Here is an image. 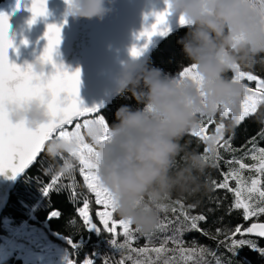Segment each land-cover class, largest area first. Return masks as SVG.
<instances>
[{
  "label": "clouds",
  "instance_id": "clouds-1",
  "mask_svg": "<svg viewBox=\"0 0 264 264\" xmlns=\"http://www.w3.org/2000/svg\"><path fill=\"white\" fill-rule=\"evenodd\" d=\"M110 2L72 0L66 11L74 18L103 20L111 11ZM166 4L171 14L190 22L180 43L198 78H169L158 68L141 70L135 62L125 64L121 91L131 92L142 107L122 105L116 122L107 127L92 122L84 133L96 152L95 171L116 201V213L145 236L157 229L174 197H192L206 187L203 177L210 160L181 143L185 134L198 128L202 117L217 112L231 113L235 121L245 88L227 73L237 65L251 69L264 63V4L259 0H166ZM30 65L38 77L49 73L50 64L39 57ZM9 117L31 128L46 124L50 119L46 98L10 105ZM79 147L77 137L53 138L46 141L44 151L56 160ZM73 168L74 161L66 159L62 171Z\"/></svg>",
  "mask_w": 264,
  "mask_h": 264
},
{
  "label": "trees",
  "instance_id": "trees-1",
  "mask_svg": "<svg viewBox=\"0 0 264 264\" xmlns=\"http://www.w3.org/2000/svg\"><path fill=\"white\" fill-rule=\"evenodd\" d=\"M6 1L0 0V6H3ZM187 32L188 28H183L164 40L151 54L143 69L158 68L169 78H174L183 71L184 67L190 66L191 64L187 60L180 43ZM242 70L264 78V63H257L254 68H242ZM233 75V71L227 73L228 78ZM247 83L251 86L255 85V82ZM122 105H128L132 108L142 107L131 92L124 91L99 115H103L106 122L112 124L116 122V111ZM261 114H264V104L258 106L257 114L246 117L239 124L233 120L231 115L221 116L220 112L213 116L211 123L207 122L206 116L203 117V126L207 128L209 134L215 133V128L219 123L225 125L224 136L225 139L230 140L231 151L227 147H220L214 143L211 149H215V151L206 152V148L210 149L207 140L193 137L191 130L185 134L181 143L186 145L189 151H196L209 156L210 166L205 170L203 177L206 187L192 197H174L172 203L161 213V222L167 225L166 229L163 231L155 230L150 236L135 232V238L130 241L131 248L139 249L146 244L150 247H158L162 240L173 236L176 229L183 225V231L180 235L183 246L196 248L197 256H202L201 264H218V262L219 264H264V251H262L264 250V237L246 232V229L252 224L264 223V215L253 216L245 220L243 209L231 207L235 199L233 192L216 188L213 183L223 182L224 174L228 173L230 169L239 170L238 164H228L226 161L243 160L245 164L249 165L256 163L251 159L253 149L258 154V150L264 148V123L261 122L264 116ZM222 143L223 141H221ZM216 151L219 152V159L216 157ZM66 159L74 161V168L70 172H64V176L57 181V185H54L53 190L46 195L44 191L46 185L50 184L62 171ZM78 166V160L69 154L52 160L44 151L37 163L18 181L10 193L9 202L0 219V243L8 237V234L13 232L3 222L5 218L9 220L11 226L28 220L31 224L48 231L49 234L56 235L55 237L50 235V238L77 260H79V256H82L92 259L94 264H105V258H107L108 264H117L122 255L131 254L133 259L131 261L125 260V264H134L137 259L143 264L144 256L130 252L127 246L123 252L115 251L110 243L112 238L110 234L103 230L97 233L83 224V220L77 211L78 208L83 207V200L85 198L89 200V210L93 217H95V209L92 210L91 208L94 202L93 194L87 189ZM239 171L242 172L244 180L249 185L251 179L258 176L254 170L243 169ZM229 183L232 188L238 186L235 180L229 179ZM65 185H71L79 194L76 200L71 193L72 189L65 187ZM244 195L247 196L248 193L244 192ZM252 195V203L256 204L258 194ZM177 200L182 202L183 207L175 203ZM27 206L33 209L32 214L27 210ZM173 208L176 211H173ZM53 212H57L59 215L52 216ZM185 212L189 216L204 215L206 220L198 221L197 229H191L190 222L184 220L183 213ZM238 226L244 235L234 232ZM133 228L135 227L133 226ZM60 237L71 238L79 246L78 249H73L69 243L64 242ZM242 239L251 241L256 247L250 244L232 247L233 240ZM117 241L124 243L125 237L122 234L118 235ZM168 247L173 248L174 245L169 243ZM201 250L203 251L201 252ZM149 255L155 259L154 253H149ZM173 255H176L178 264H193L179 254L167 253L169 257ZM2 264L23 263L19 259L10 257ZM156 264H162V261H156Z\"/></svg>",
  "mask_w": 264,
  "mask_h": 264
},
{
  "label": "snow or ice",
  "instance_id": "snow-or-ice-1",
  "mask_svg": "<svg viewBox=\"0 0 264 264\" xmlns=\"http://www.w3.org/2000/svg\"><path fill=\"white\" fill-rule=\"evenodd\" d=\"M65 2L71 7L72 0H65ZM259 2L264 4V0H259ZM20 3L21 0H16L17 9ZM47 5L48 0H32L31 8L29 9L32 13L31 24H34L39 17H47L49 15ZM170 14V9L155 13L156 22L151 25L150 29L145 28L139 34L138 39L147 37L148 41L151 42L152 37L158 33L166 36L170 29H166L164 26L167 25V18ZM179 23L181 26L190 24L183 16L179 18ZM10 27L9 14L0 12V175L11 172L12 176L10 178L15 179L17 175L23 173L37 156L44 151L46 141L53 138L72 139L73 137H77L80 141L79 150L69 155L78 160L80 165L79 171L83 176L86 187L90 193L94 194L95 205L101 206L103 209L97 211L96 216L103 226V231L112 237L110 243L114 250L123 252L127 246L130 252H135L145 257L143 264H156V261H162V264H178L176 255L172 257L167 256L169 252L179 254V256L184 257L187 261L193 262V264H201L202 256H197V249L185 248L183 246V241L180 239L183 225L176 229V233L173 236L166 237L162 240L158 247H150L146 244L139 249L131 248L130 241L135 238L134 233L139 232V230L133 228L131 221L114 219L116 201L110 191L104 187L97 171H95L97 168V164L95 163V149L90 143L86 142V138L81 131L82 128L85 129L92 122L103 123L105 127H107L108 123L103 115H98L95 119L85 118L82 123L78 121V118L88 117L89 114L93 113H100L99 106L93 108L84 106L80 98V70L70 71L63 64H57L55 60L62 40V26L55 23L47 25V31L44 34L47 44L43 50V54L39 58L46 64H51L53 70L41 77L36 76L32 72L30 64L22 67L10 60L9 50L15 47L14 40L9 36ZM24 43L27 44L28 41L25 40ZM147 46V44L143 47L134 46L131 49V55L133 57L141 56L147 49ZM232 71L234 75L230 77L231 80L240 83L247 80L249 82H255L256 85L254 89L244 85L245 99L241 105L239 117L235 118V122L239 124L246 117L257 114L258 106L264 104V78L252 72L242 70L239 65L235 66ZM184 76H191L193 79H197L196 66L190 65L184 67L178 79ZM38 98H46V107L50 117L46 124L37 128H31L25 122H12L9 117L10 105L23 106ZM220 114L221 116L226 115L224 113ZM261 115L264 116V114ZM212 120L213 117H207L208 123H211ZM74 121L77 122L74 124ZM261 122L264 123V119H261ZM73 124L74 130H66L65 126ZM203 124L204 120L202 117L200 126L191 129V135L193 137H200L203 140H214L215 144L220 147H227L228 150H232L230 140L225 139V125L223 123L217 125L215 137L205 135L207 129ZM221 141H223L222 144ZM205 151H215V149L206 148ZM215 154L219 159V152L216 151ZM205 158L209 159V156L205 155ZM251 159L256 163L249 165L245 164L243 160L226 161L228 164H238L239 170H254L258 176L251 179L250 185L244 180L242 172L236 169H230L228 173H225L223 182H213L216 188L233 192L235 199L231 207L243 209L245 220L253 216L264 215V179H261L264 177V148H260L258 154L253 149ZM63 176L64 171L59 172L52 182L46 185L44 189L46 195L49 191L53 190V186L57 185V181ZM229 179L235 180L238 186L236 188L230 187ZM65 187L72 189L71 193L76 200L79 194L75 189L71 185H65ZM244 192H247L248 195L245 196ZM252 194H258L256 204L252 203ZM175 203L183 207L180 200L175 201ZM89 204V200L85 198L83 200V207L78 208L77 211L84 225L89 229H94L99 232L101 228L93 222L89 211ZM173 211H176V209L173 208ZM58 215L59 213L57 212L52 213V216ZM183 215L184 220L190 222L191 229H197L198 221L206 220V216L204 215L189 216L186 212ZM117 227L122 229L121 233H117ZM166 227L167 225L165 223L160 222L156 230L163 231ZM217 231L219 232L220 230L218 229ZM234 232L244 235L239 226L235 228ZM246 232L255 233L259 237H264V224L254 223L246 229ZM121 234L125 237L124 243H118L117 241V236ZM68 242L73 249H78L79 246L71 238H69ZM169 243L173 244L174 247L169 248ZM245 244L256 247L251 241L243 239L239 241L233 240L232 247H240ZM149 253H154L155 259ZM132 259L131 254L127 256L122 255L121 260L117 264H125V260L131 261ZM69 264H71V261H69ZM85 264H94V261L87 259ZM105 264H108L107 258H105ZM134 264H142V262L137 259L134 261Z\"/></svg>",
  "mask_w": 264,
  "mask_h": 264
},
{
  "label": "water",
  "instance_id": "water-1",
  "mask_svg": "<svg viewBox=\"0 0 264 264\" xmlns=\"http://www.w3.org/2000/svg\"><path fill=\"white\" fill-rule=\"evenodd\" d=\"M7 2L6 6H0V12L9 14V23L11 25L9 36L15 43V47L9 50L10 60L22 67L35 62L43 53L47 44V40L44 38L47 25L52 23L61 25L62 43L59 45L58 53L55 57L56 63L63 64L73 72L77 69L80 70V98L85 107L93 108L99 106L100 113L123 93L121 91L123 72L112 80L110 91L108 90L105 94L100 95L98 91L93 90L90 87L93 81L96 82L97 87L102 88L103 86V82L99 77L100 72L111 73L118 67L124 71L125 64L132 62H135L139 69L142 70L151 54L164 40L179 30L187 28V26L180 25L177 16L170 14L167 18V25L164 26L166 29H170L166 36L158 33L152 37L151 42L148 41L147 37L138 39L139 34L145 28L148 27L150 29L151 25L156 22L155 13H160L167 9L166 0H112L108 4L111 11L103 20L98 18L91 20L74 18L67 14L68 5L65 0H48L49 15L47 17H39L34 24L30 23L32 13L29 9L31 8L32 0H21L18 9L16 8V0H7ZM65 20L67 21L66 23ZM81 20H83L81 27L84 32H79V39L84 44V39H87V56L85 55L82 60L67 63L65 59L75 43ZM25 40L28 41L27 44L24 43ZM145 44L148 46L141 56L133 57L131 55V49L134 46L143 47ZM52 70L50 64L48 71L51 72ZM100 113L89 114L88 117ZM83 118L85 117L78 118V120ZM70 126L72 125L65 127ZM43 153L44 151L15 179L9 178L0 195V219L9 202L11 191L29 169L37 163ZM8 184L9 186L5 189Z\"/></svg>",
  "mask_w": 264,
  "mask_h": 264
},
{
  "label": "rangeland",
  "instance_id": "rangeland-1",
  "mask_svg": "<svg viewBox=\"0 0 264 264\" xmlns=\"http://www.w3.org/2000/svg\"><path fill=\"white\" fill-rule=\"evenodd\" d=\"M178 77L179 75H177L174 78H178ZM247 82H245L244 80L242 81V84L246 85L249 88H253V89L255 88L256 85L251 86ZM244 99L245 97L241 99V102H240L241 105ZM98 115L99 114H96V115H92V116L85 117V118L95 119ZM229 115L232 116L231 113H229ZM83 119L78 120V121L82 123ZM205 119H207V117H205ZM74 124L70 127H67L66 130L68 131L74 130ZM81 131H82V134L84 135L85 129L82 128ZM205 135L209 137H215L216 131L215 133H212V134H209L206 131ZM85 138H86V142L90 143L87 137ZM207 141L209 142L210 140H207ZM211 141H212V144L215 143L214 140H211ZM78 167L80 169V165ZM93 198L95 199L94 194H93ZM91 208L92 210L95 209V217L91 215L93 222L96 223L97 226L101 228V230H103V226L102 224H100V221L98 217L96 216L97 211L103 210L102 207L95 205V203L93 202V205ZM27 210L30 212V214H32L33 209L27 206ZM114 219L119 220L121 218L119 217L117 213H114ZM3 222L6 224V227L13 232L11 234H8V237L5 238L4 241L0 243V264H2L3 261L7 260L10 257H14L15 259L21 260L23 264H69V261H71V264H85V261L89 259L88 257H82V256L78 257L79 260L73 258L69 253H66L64 251L63 247L59 246L53 239L50 238V235L54 237L56 235L49 234L48 231H44L42 228L36 225H33L30 222H28V224H26L22 228L21 232L23 234H19L16 236H15L16 232L19 231L20 227L25 223V221L19 224L15 223L13 226L9 225V220L6 218L3 220ZM94 231L98 233V231L96 230ZM120 232H122V229L117 227V233H120ZM60 238L64 242L69 243L68 242L69 239L64 238V237H60ZM3 248L5 249L2 250Z\"/></svg>",
  "mask_w": 264,
  "mask_h": 264
},
{
  "label": "bare ground",
  "instance_id": "bare-ground-1",
  "mask_svg": "<svg viewBox=\"0 0 264 264\" xmlns=\"http://www.w3.org/2000/svg\"><path fill=\"white\" fill-rule=\"evenodd\" d=\"M82 22H83V20H81L80 23H79L77 37H76L75 43H74V45L72 47V50L69 53V55L67 56V58L65 59V62H67V63L68 62H71V61H74L75 62L76 60H82L85 57V55H86V50H88L87 49V43H86L87 42V39L86 38L84 39L85 44L79 39V32H82L83 31L82 30V27H81ZM84 36H85V34H84ZM69 58H71V59L69 61H67ZM77 65H79V63H77ZM122 72H123V69H121L119 67L115 71H113L111 73L100 72L99 77H100V79L103 82L102 88L97 87L95 81L91 82L92 85L90 87H92L93 90L98 91L100 93V95H103V94H105L110 89V87L112 85V80L117 75L121 74ZM11 176H12V173L11 172H8L7 174H4V175H0V195H1L2 189L4 188V186L6 185V183L8 182V180H9V178ZM9 184L5 187V189L9 186Z\"/></svg>",
  "mask_w": 264,
  "mask_h": 264
}]
</instances>
